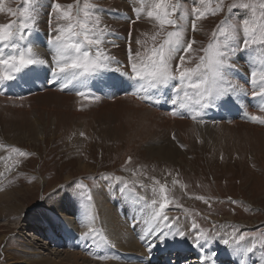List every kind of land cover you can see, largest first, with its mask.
<instances>
[{
    "label": "rangeland",
    "instance_id": "1",
    "mask_svg": "<svg viewBox=\"0 0 264 264\" xmlns=\"http://www.w3.org/2000/svg\"><path fill=\"white\" fill-rule=\"evenodd\" d=\"M108 1L81 0V7L87 3L94 9V17H99L100 25L107 26L106 42L102 48L117 61H123L120 62V66L130 69L129 57L124 49L130 45L133 49L131 54L140 52L144 55L147 49L153 47L152 36L157 31V24L153 18H149V22L144 17L142 18L144 23L139 21L136 23L134 11L127 12V16L123 11L117 12L116 9L122 10L124 7V0H111L110 3ZM57 2L66 6L76 4L77 0H57ZM215 2L216 0H213V7ZM40 3L42 7L36 27L39 32H43L49 24L53 28L56 26V17L55 13L49 15L51 12L49 5L52 0H40ZM182 3L190 13L187 36L197 42L193 45L195 50L192 53L193 59L189 61L186 57L185 67H194L198 57L204 55L200 49L207 46L213 30L220 21L227 18L232 23L240 24L250 11L241 8L229 14V5L239 3V0H223V11L198 20L197 30L193 32L191 30L193 0H182ZM25 6V0H3L0 4L4 9L0 11V24H9L13 21L18 23L22 19L19 13ZM144 6L147 9L148 5ZM8 8L17 14L9 13ZM73 12L75 14V9ZM115 16L126 18L125 25H133V27L131 26V29L124 33L123 25H115L121 31H118V34L111 31V24L114 23L109 22V19L113 17L116 19ZM61 23L66 22L61 21ZM37 32L36 45L33 44L34 50L40 58L48 60L50 64L51 52L49 47L44 46L47 44L46 34L38 35L39 41ZM240 39L242 43V32ZM249 50L253 51L251 57L246 52H243V55L251 61L256 62L261 55H264V46H253ZM92 51H95L94 47ZM239 53L237 52L235 56ZM234 57L233 64L236 62ZM177 62L173 61V67ZM234 65L239 66L236 63ZM113 66L117 65L113 64ZM234 70L235 68L229 71V79H231L230 72L231 74L235 72L233 75L238 79H247L244 78L243 73ZM43 72L46 73V70L44 69ZM18 76L15 80L0 82L3 94L7 95L4 102L0 100V264H21L23 260H28L23 264L75 262L78 264H111V262L168 264L163 261L167 260V255L161 256L162 261L158 258L159 263L154 262L153 256L169 251L173 254L176 252L174 248H178L177 246L183 243L179 242L177 246L172 247L170 240L163 244H159L160 240L150 242V245L144 242L148 239L152 240L156 234L159 237L167 232L171 240L177 238V242L183 239L184 243L194 246L197 232L192 229L193 221L199 228L207 231L209 241L206 243L201 241L202 247H198L197 250L190 246L196 252L195 257H189L187 253L182 254L183 256L178 260L176 252L175 261H169L170 264H200L199 261L203 256L207 258L210 255L212 241H219L222 248L225 246L222 239H233V231L237 234L236 239L239 235H245L246 238L238 244L226 245L222 254L217 256V259L222 260L221 264L230 262L239 264L241 260L250 264L249 254H254L258 258L259 255L264 256V123L254 122L249 119L250 116L244 118L246 121L239 120V122L234 121H238L240 117H233L232 121L227 118L217 121L215 120L217 118L210 116V123H200L193 119V116L196 118L198 116L192 112V107L183 108V111L189 114V118L179 120L183 115L177 114L178 116L174 118V115L156 112L154 104L146 105L148 103L145 104L141 98H139L141 101H136L142 103L143 108L139 105L133 107L128 101L124 104L120 101L114 102L115 97L108 98L104 94L105 91L99 96L83 97L62 92L50 84L49 88L33 93V86L36 85H32L33 80L30 81L29 76L23 73ZM27 78L31 91L25 94L22 93V88ZM105 78L106 75L104 80ZM106 81L108 84L111 83L106 89L112 92L118 93L119 88L123 87L119 84L118 89L115 90L112 86L120 81L118 79H106ZM161 87H165L164 102L170 101V97H175L172 85H169L170 88L168 86L158 88L162 89ZM17 89L20 91L18 95L8 91ZM49 89L69 97L62 103H57L58 99L54 95L45 97L37 95L29 99L31 95L44 93ZM155 90L148 88L150 94H155ZM129 96L133 97L131 94ZM232 96H236V93ZM121 97L124 98L123 95ZM157 97L158 93L155 100H159ZM157 107L162 106L157 105ZM261 112H264V109ZM228 113L230 112H226ZM166 115L171 116L173 120L164 118ZM159 119L164 121L157 126ZM245 122L251 124V127H260V134L256 133L257 130L247 127L248 124ZM183 125H189V127L185 126L186 130L189 128L186 133ZM13 147L21 150L25 155L13 152ZM129 157H131L130 163ZM157 181L159 183H156ZM81 184L86 187H78ZM121 185L124 186L122 188L124 190L117 188ZM160 185L165 186L166 194L171 200L164 212V215L170 219L167 222L160 220L157 223L151 219L153 214L151 201L157 200L158 209L159 202L163 200ZM126 192L133 196L132 203L125 198ZM89 194L92 197L91 201L87 199ZM135 200L141 201L142 206L140 207ZM67 207L73 212V225L83 232L94 227L96 232L92 236L97 239L111 238L118 244L117 240H124L127 232H132L137 237L145 238L147 235L151 237L142 241L144 252L142 250L123 252L117 248L118 255L109 256L110 258L106 260L97 258L94 255L96 249L93 247L92 250L87 249L90 246L88 242L83 249V254L88 257L85 262L82 259L83 254L67 255L70 253L68 251L77 250L71 248L67 240L50 238L53 229L59 234L68 228L62 219L63 214H67L65 210ZM15 208L16 210L12 211ZM115 215L120 217V223L117 222V234L113 237L111 231L114 227L112 222ZM123 221L125 224H122ZM37 227L41 228L39 230L44 236L42 238L49 237L47 246L40 244L42 251L39 255L35 254L34 246L40 247L41 241L29 245L33 240L28 235ZM177 229L183 231L185 237H180ZM70 232L73 244L76 242V236L72 231ZM253 245L255 247L251 252L246 251ZM81 246L80 244V250L83 247ZM236 248L241 249L242 254L234 251ZM146 250L149 256L145 255ZM150 252L154 254L151 256Z\"/></svg>",
    "mask_w": 264,
    "mask_h": 264
},
{
    "label": "snow or ice",
    "instance_id": "2",
    "mask_svg": "<svg viewBox=\"0 0 264 264\" xmlns=\"http://www.w3.org/2000/svg\"><path fill=\"white\" fill-rule=\"evenodd\" d=\"M147 2V9L144 6L146 0H140L141 6L134 8L133 11L137 19L146 11L147 16L155 20L157 31L152 36L153 47L147 49L144 55L140 52H136L134 56L130 55V69H125L120 66L119 61L102 48L106 42L105 29L107 26L100 25L99 17H94L93 8L87 3L81 7V0H77L76 4L66 6H62L57 0H52L49 5L51 8L49 15L55 13L56 26L52 29V35L46 43L51 52L52 76L64 81L62 90L74 82H83L101 72L110 71L136 81L140 86V91L172 85L176 98L172 99L171 103L174 106L179 105L181 109L194 105L204 108L215 100L227 102L226 98H230L232 94L245 91L229 79L228 73L235 68L232 58L237 52H245L253 46H264V0H239V3L229 5V14L242 8L250 10L249 15L242 19L240 24L232 23L227 18L220 21L213 30L207 46L200 49L204 55L198 57V62L194 67L184 66L186 57L189 61L193 59L192 53L195 51L193 45L197 42L194 38L187 36L190 13L182 0H147ZM2 3L3 0H0V4ZM25 4L23 11L19 13L22 19L18 23L13 21L9 24H0V82L15 80L21 73H27L29 70H35L37 66L49 64L48 60L38 56L32 42L33 35L38 31L36 26L42 7L40 0H25ZM212 4L213 0H193L194 6L191 9V30L193 32L197 30L198 20L206 18L209 14L215 15L223 11V0H216L214 7ZM3 10L0 7V11ZM7 11L13 15L17 14L11 8ZM61 21L66 23L62 24ZM241 32L243 34L242 43ZM158 38L159 42H157ZM108 42L111 43V41ZM174 60L178 61L175 67H173ZM113 64L117 66L112 67ZM249 75L253 98H264V55L256 60ZM190 90L193 95L189 94ZM181 93H183L182 96ZM77 95L83 96L84 93L78 92ZM172 114L177 115L178 112L173 111ZM195 118L193 116V119ZM250 119L264 123V118L256 115H252ZM12 151L25 155L24 152L14 147ZM128 162H131V157ZM78 187L86 186L81 184ZM153 191H156L155 188ZM160 193L163 195V200L159 202L158 209L156 208L157 200L151 201L153 208L151 219L154 222L160 220L167 222L170 218L164 215V212L171 200L166 194L164 185H160ZM199 198L202 199V197ZM87 199L92 200L90 194ZM233 203L236 202L233 201ZM192 229L197 232L194 240L197 247H202L201 241L205 243L209 241L207 231L199 228L195 221L192 223ZM95 232L94 228H89L83 233V237L87 238ZM177 234L185 237V233L179 229H177ZM236 235L233 231V239L224 238L222 243L225 245L238 244L246 238L245 235H239L236 239ZM254 247L255 245L247 248L246 251L251 252ZM234 251L242 254L239 248ZM99 258L107 259V257ZM203 264H207V261L205 260ZM240 264H246V262L241 260Z\"/></svg>",
    "mask_w": 264,
    "mask_h": 264
},
{
    "label": "bare ground",
    "instance_id": "3",
    "mask_svg": "<svg viewBox=\"0 0 264 264\" xmlns=\"http://www.w3.org/2000/svg\"><path fill=\"white\" fill-rule=\"evenodd\" d=\"M110 1L111 0H109L108 2L110 3ZM118 1H121V0H118ZM133 1V2H132ZM145 5L147 6L148 5V2H147V0H146V3H145ZM116 7H117V5H115ZM141 5H140V0H124V7L122 8V10H119V9H116L117 10V12H121V11H123L124 12V14L126 15L127 14V12H129V11H133V9L134 8H139ZM145 9H146V7H145ZM46 12V11H45ZM47 12H48V10H47ZM111 12V11H110ZM136 14V13H135ZM128 15V14H127ZM126 15V16H127ZM136 16V15H135ZM115 17H117V18H119V17H121L122 19H115L114 17H113V19H109V22H111V23H114V25L113 24H111V26H112V28H110V30L111 31H114V32H116V34H118V31H121V30H119L118 29V27L117 26H115V25H123L124 27H125V30H123V32L125 33L127 30H129V29H131V26L133 27V25H130V26H127V25H125V23H126V18H124V17H122V16H115ZM146 18L145 20H150L149 19V17L147 16V14H146V11H145V13H143L141 16H140V18L139 19H137V18H134L136 21V23L139 21V23H144L143 22V20H142V18ZM114 20V21H113ZM151 21H152V19H151ZM146 23H148L147 21H145ZM150 22V21H149ZM132 23V22H131ZM130 23V24H131ZM138 23V24H139ZM150 24V23H149ZM50 25V24H49ZM47 25L44 29H43V32H37V38H38V40L40 41V38L38 37V35H40V34H46V38L48 39L49 38V36L50 35H52V29H53V26L52 25ZM151 25V24H150ZM149 25V26H150ZM139 26V25H138ZM142 26H143V24H142ZM141 26V27H142ZM110 27V26H109ZM147 27V26H146ZM143 28V27H142ZM146 29H148V27L146 28ZM109 30V31H110ZM144 30V29H143ZM131 31V30H130ZM131 33V32H130ZM128 35V34H127ZM126 35V36H127ZM129 37V36H128ZM35 41H36V38H35V34H34V36L32 37V42H33V44L34 45H36L35 44ZM117 43H119L118 41H116ZM42 45V44H41ZM129 45V44H128ZM45 47H48V45L47 44H45L44 45ZM130 46V45H129ZM126 47L124 50H125V52H126V55L129 57L130 55H132V56H134L135 54H136V52H134L133 54H131V52H132V48H131V51H130V47ZM254 50V49H253ZM246 53H247V55L249 56V57H251L252 56V50H247V51H245ZM234 59H235V63L237 64V65H239V66H236V67H238L237 69H240L241 70V72L244 74V78H247V79H243V80H241V79H238V78H236L233 74H235V72L233 73V74H231V72H230V77H231V79L234 81V83L235 84H237V85H239V86H241V87H243V89L245 90V91H243V92H237L236 93V96H231L230 98H226V100H228V102H225V101H222V100H215V101H213L211 104H209V106H207V107H204V108H200L198 105L197 106H193L192 108H191V110H192V112L194 113V114H197V118H195L196 120H198L197 122H200V123H210V117H207V116H209V113H211L212 114V112L214 113V114H216L215 112H217V114H216V116H218V118L217 119H215V120H217V121H221V120H225V118H227V119H229L230 121H232L234 118L233 117H237V118H239L238 119V121H234V122H239V120L241 121V120H245V119H247V117H251L252 115H256V116H258V117H264V112H261L263 109H264V98H261V97H256V98H253V96H252V91H253V88H252V85L249 83V80H250V72L253 70V64L255 63V61H251L249 58H246V56L245 55H243V52L241 53H239L237 56H235L234 57ZM241 59H243L242 61H241ZM119 62H123V61H119ZM234 63V64H235ZM50 67H51V63L50 64H47V65H42V66H38L35 70H29L27 73H23V74H25L26 76H30L29 78H30V81H31V79H33V83H32V85H35V86H33L34 88H33V93H35V92H37L38 90H41V89H45V88H49L48 86L51 84V85H53V88H58V89H60L62 92H66L65 91V88L62 90V85H63V83H64V81L63 80H57L55 77H53L52 75H50V73H51V70H50ZM113 67H116V66H113ZM124 68H125V66H124ZM44 69L46 70V73H44L43 71H44ZM230 71H232V70H230ZM235 71V70H234ZM110 71H106V72H101L100 74H99V76L101 77V80H102V82H103V87L96 93V95L95 96H99V94L101 93V92H103V91H105V93L104 94H106V96H108V98H111V97H115L114 98V102L115 101H120V102H122V104H124V102H129L131 105H133V107H134V105H139L141 108H143V104L142 103H140V102H138V101H136V100H139V98H141V100L145 103H148V104H146V105H149V103H150V105H151V103H152V105L154 104L155 105V110H156V112H162V113H166V114H170V115H173L172 113H173V111H176V112H178V115H183L182 117H178L179 118V120H184V119H187V118H189V114L187 115V113H185L184 111H183V109H181L180 107H179V105H176V106H174L172 103H171V101H172V99H175L176 97H168L169 99H170V101H168V102H164L163 101V99H164V97L166 96L165 95V87L164 88H162V89H159V88H155L154 90L156 91V93H158V99L159 100H155V97H156V93L154 94V93H151L150 94V92L148 91V89H147V91H140L139 90V84L136 82V81H134V80H129L127 77H123V76H121L119 73H116V72H112V73H109ZM31 74V75H30ZM106 75V78H105V80H104V76ZM117 75H119L120 76V78L118 79V80H120L119 82L117 81V84H112V86L114 87V89L116 90V89H118V86H119V84H121V86L123 85V87L122 88H119V92L117 93L116 91H114V92H112L110 89H106V86L108 85V87H109V85L111 84V83H107V81H106V79H117ZM52 76V77H51ZM19 77V76H18ZM23 78V77H22ZM230 79V80H231ZM24 80V79H23ZM231 80V81H232ZM6 82H8L7 80H5ZM18 81V80H17ZM20 81V80H19ZM232 81V82H233ZM15 82V81H14ZM5 85V84H4ZM120 86V87H121ZM2 88V86L0 85V100H3V102L5 101V97H7V95L6 94H3V89H1ZM168 88H170L169 86H168ZM173 89V88H172ZM5 90V89H4ZM18 90V89H17ZM50 90H53V89H49V90H47L46 92H44V93H37V94H35V95H29L28 97H29V99H31V98H33L34 96H37V95H44V97L45 96H49V95H54L57 99H58V102L57 103H62V102H64V99L65 98H68L69 96H66V95H62V94H58V93H56V92H54V91H50ZM55 90V89H54ZM149 90H151V88H149ZM258 90V89H257ZM19 91H16V93H18ZM171 92V91H170ZM67 93V92H66ZM173 93H175L174 91H173ZM129 94H131V95H133V97H131V96H129ZM189 94L190 95H193V93L191 92V90H190V92H189ZM242 95V97L240 96V95ZM246 94V95H245ZM123 95V97L124 98H127V99H124V98H122L121 96ZM183 95V93H181V96ZM244 95V96H243ZM101 96V95H100ZM238 97V98H237ZM8 98H11V97H8ZM138 98V99H137ZM194 98V97H193ZM69 100V99H68ZM105 100V99H104ZM141 100H139V101H141ZM168 100V99H167ZM232 102V103H236V104H238L239 105V107L241 108V113H239V111H236V109L234 108V106H232V105H229L228 103L229 102ZM69 105V104H68ZM145 105V106H146ZM157 105H161L162 107V109L161 108H159V107H157ZM132 107V106H131ZM139 108V107H138ZM148 108V107H147ZM153 108H154V106H153ZM64 109V108H63ZM246 109V110H245ZM65 110V109H64ZM129 110H131V109H129ZM189 110V109H188ZM214 110H215V112H214ZM150 111V110H149ZM186 111H187V109H186ZM226 112H230V113H228V114H226ZM163 115V114H162ZM178 115H174L175 117L174 118H176V116H178ZM41 117V116H40ZM73 117V116H72ZM75 117V116H74ZM164 118H166V119H171V121L173 120V118H171V116L169 117V116H164ZM214 118V117H213ZM242 118V119H241ZM245 118V119H244ZM148 119H150V118H148ZM232 119V120H231ZM250 119V118H249ZM37 120V119H36ZM214 120V119H213ZM161 121H164L163 119L161 120V119H159V121H157V122H159V123H157V126H158V124H160L161 123ZM178 121V120H177ZM228 121V120H227ZM246 121V120H245ZM147 122H148V120H147ZM196 122V121H195ZM216 122V121H215ZM246 123V122H245ZM260 123V122H259ZM185 124V123H184ZM190 124V123H189ZM246 124H248L249 125V123H246ZM178 125V124H177ZM176 125V126H177ZM191 125V124H190ZM245 125V124H244ZM248 125H246L247 127H249V128H251L252 130H257L256 131V133H258V134H260V130H261V128L260 127H251V124L248 126ZM184 126V125H183ZM182 126V127H183ZM185 126H188L189 127V125H185ZM184 126V128H185V130L187 129L186 127ZM253 126V125H252ZM31 128V127H30ZM110 128V127H109ZM192 128V127H191ZM244 128V127H243ZM188 130H189V128H188ZM188 130H186L185 131V133L188 131ZM109 131V130H108ZM263 131V130H262ZM264 132V131H263ZM184 134V133H183ZM257 134V135H258ZM188 135V134H187ZM263 137V136H262ZM263 141V140H262ZM172 144V143H171ZM170 146V145H169ZM169 146H168V148H169ZM163 147V146H162ZM165 148V147H164ZM167 149V148H166ZM111 185V184H110ZM105 186V185H104ZM121 188V190H124V189H122V188H124V186L123 185H121V186H118L117 188ZM118 190V189H117ZM113 192V191H112ZM102 197V196H101ZM104 198V197H103ZM126 199H127V201H129V202H131L132 203V198H133V196L131 195V194H129V193H127L126 192V197H125ZM136 201V200H135ZM136 202H138V201H136ZM139 203V204H138ZM137 204L141 207L142 206V202L141 201H139ZM88 207H89V204L87 203L86 204ZM130 206H131V204H130ZM109 207H111V206H109ZM135 207V206H134ZM137 208V207H136ZM135 208V209H136ZM46 209V208H45ZM139 209V208H138ZM16 210V208L15 209H12V211H15ZM66 211H67V214H69V215H67V214H63V216H62V219L66 222V224H67V226H68V228L67 229H65L64 230V232L63 233H57V231H56V229L54 230L53 228H50V229H53V232H52V235H51V237L50 238H58L60 241H65V240H67V244H69V245H71L72 243H71V241H72V238L70 237L71 236V232L70 231H72V233H73V235L74 236H76V242H77V246L74 248V249H77V250H75V251H68V250H66V251H68V252H70V253H67V255H75V256H77L78 254H83V249L88 245V242L90 243V246L87 248V249H91L92 250V247L94 248V249H96V252H94V255L97 257V258H99V257H107V258H110L109 256H116V255H118V249L119 250H121V251H123L124 252V250H126V251H133V252H136V251H141L142 250V246L146 243V244H149L150 242H155L156 240H160V242H159V244H163L164 242H166V241H171V246L173 247V246H177V244H179V242H181V243H184V241H183V239H181V241H177L176 242V239L177 238H174L173 240H171V237L170 236H168V233L167 232H164L163 234H161L159 237L157 236V234H156V236L152 239V240H150V239H148V241H146V242H144V244L143 245H141L142 244V241H144L147 237H151V236H148L147 235V237H143V236H139V237H137V236H135L132 232H127V234H126V237H125V239L124 240H117L119 243L118 244H116L115 243V241L114 240H112L111 238H103V239H97L96 237H93L92 235H94V233L92 234V235H89L87 238H84V237H82L83 236V231L80 229H78L76 226H74L73 225V212H72V210H69V207H67L66 209H65ZM70 212H69V211ZM140 210V209H139ZM19 211V210H18ZM21 211V210H20ZM102 212V211H101ZM46 214V213H45ZM145 214V213H144ZM87 215H89V214H87ZM111 215V214H110ZM113 215V214H112ZM76 216V215H75ZM85 216V215H84ZM89 218V217H88ZM108 219V218H107ZM111 219V218H110ZM117 222H118V224L120 223V217L119 216H117V215H115V217L113 218V228H112V231H111V234H112V236L113 235H116L117 233H116V228H117V226H118V224H117ZM158 223V222H157ZM157 223H156V225H157ZM22 224V223H21ZM21 224H20V226H21ZM90 224V223H89ZM92 224V223H91ZM122 224H125V222L123 221V223ZM108 225V224H107ZM106 225V226H107ZM121 225V224H120ZM132 225V224H131ZM66 226V227H67ZM88 226V225H87ZM93 226H96V225H93ZM147 226V225H146ZM154 226V225H153ZM159 226V225H158ZM89 227V226H88ZM121 227V226H120ZM148 227V226H147ZM18 228V227H17ZM94 228V227H93ZM39 229H41L40 227H37V228H34L33 229V231L32 232H30L28 235H30V238H32L31 240H33V241H31V243H29V245H33V243L32 242H38L39 243V241H41V243H39V245L41 244H43V245H46L47 246V244L46 243H49V237H47L46 239H44V238H42V237H44L43 236V234L42 233H40L41 232V230H39ZM83 229H85L84 227H83ZM97 229V228H96ZM102 230V229H101ZM30 231V230H29ZM166 231V230H165ZM18 232V231H17ZM102 232H104V230H102ZM118 234H119V232H118ZM120 234H122V233H120ZM26 235V234H25ZM46 235V234H45ZM134 235V236H133ZM82 237V238H81ZM114 237V236H113ZM26 238V237H25ZM117 238V237H116ZM119 238V237H118ZM135 238H137L138 240H136ZM19 240H21V238L19 239ZM48 240V241H47ZM86 240H87V244H86ZM101 241H102V243H101ZM80 244L83 246H81L82 247V249L80 250ZM151 244V243H150ZM149 244V245H150ZM159 244H154V245H159ZM41 245H40V247L39 246H34L35 248H36V251H35V254H37V255H39L40 253H41V251H40V248H42L41 247ZM120 247V248H119ZM148 247H150V246H148ZM147 247V248H148ZM178 248H179V250H180V254H189V257L191 256V257H195V256H197L195 253V251L190 247V246H188V245H182V246H177ZM224 247V248H223ZM222 248H221V246H220V243H219V241H217V240H213L212 241V243L210 244V251H209V256L207 257V258H205V256H203V258H201V260L199 261L200 262V264H203V262L206 260L207 261V264H221L222 262H220V261H222V260H220V259H217V256H220L221 254H222V252L225 250V248H226V245L225 246H223ZM108 248H111V249H108ZM118 248V249H117ZM145 248V247H144ZM146 248V249H147ZM178 248H174V251H176L177 252V249ZM221 248V250L220 251H217L218 249H220ZM148 249H150V248H148ZM147 249V250H148ZM147 250H146V252H145V255H148V253H147ZM51 251V250H50ZM53 251V250H52ZM194 251V252H193ZM31 252H33V251H31ZM142 252H144L143 250H142ZM170 252V251H169ZM260 252V251H259ZM151 253V252H150ZM149 253V254H150ZM213 253H215V255H213ZM152 254H154V253H151V256H152ZM193 254H195V255H193ZM84 255V254H83ZM155 255H157V254H155ZM149 256V255H148ZM199 257H200V255H198ZM234 256H235V254H234ZM262 256L263 255H259V258L255 255L254 256V254H249L248 255V262H250V264H264V256H263V258H262ZM150 258V257H149ZM148 258V260L150 261V259ZM153 258V257H152ZM252 258L254 259V260H252ZM262 258V259H261ZM82 259L86 262L87 260H88V257H86L85 255H84V257L82 256ZM100 260H102L101 258H99ZM117 260H119V261H122V260H120V259H118V258H116ZM242 259H245L244 257H242ZM104 260V259H103ZM106 260V259H105ZM159 260L160 259H158L157 257L155 258V261L154 262H157L158 261V263H159ZM75 261V260H74ZM90 261V260H89ZM232 261V260H231ZM236 261H237V259H236ZM245 261V260H244ZM23 263H25V262H28V260H23L22 261ZM62 262V261H61ZM79 262V261H78ZM246 262V261H245ZM23 263H21V264H23ZM60 264H65V263H60ZM73 264H78V263H73ZM95 264H97V263H95ZM104 264H110V263H104ZM111 264H126V263H124V262H121V263H116V262H111ZM224 264V263H223ZM228 264H231V262L230 263H228ZM235 264H236V262H235ZM239 264H240V261H239ZM246 264H248L247 262H246Z\"/></svg>",
    "mask_w": 264,
    "mask_h": 264
}]
</instances>
